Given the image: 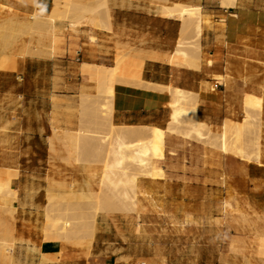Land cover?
<instances>
[{
    "label": "rangeland",
    "instance_id": "374dc122",
    "mask_svg": "<svg viewBox=\"0 0 264 264\" xmlns=\"http://www.w3.org/2000/svg\"><path fill=\"white\" fill-rule=\"evenodd\" d=\"M6 1L0 0V55H7L11 64H14L18 58L26 56L61 57L65 54L67 45H69V54L72 57L76 56L77 50L82 49L81 36L88 35L87 31L90 26L84 22L81 23L84 24L83 26L79 24L80 28L77 26L75 30L69 25L73 21L69 13L65 12L63 15V11L62 15L60 13H57V16L53 15L52 8L57 0H51L52 7L49 12L51 14L40 12L39 16H35L34 19L30 15L36 11L21 15L14 13L15 15L10 16V9L4 5ZM65 1L59 0L62 5ZM73 1L78 3L81 1V4L92 2L90 7L91 4L97 5L96 13L102 20L103 27L98 28L94 42L98 40V33L102 30H108L117 35L113 27L114 3L106 0L107 5L103 0L105 6L102 0ZM130 1L147 4L148 10L152 13L179 19L181 27H183V20L179 18L180 11L173 13L175 17H169L165 8L168 3L175 2V5H178L177 9L181 7L199 9L202 32L198 34L193 28L185 31L181 28L177 39L180 40L181 47L189 52V59L185 65L196 67L201 58L212 59L201 45L204 27L215 29L218 33L219 44L226 45L224 39L227 30V13H221L219 16L207 14L210 9L217 10L216 6L203 10L198 0ZM254 1L256 3L245 6L248 8L246 16L250 21L244 24L249 32L247 36L240 39L239 45L264 53V0ZM62 5L61 10H66V7ZM222 5L227 6L223 3ZM107 9L109 14H107ZM238 11L239 7L234 10L235 13ZM69 16L72 19H69ZM238 16L240 17L239 13ZM238 16L235 17L237 20L235 26L241 31L244 27L238 22ZM216 17L218 21H215ZM35 20H39L44 25V30L39 31L40 34L28 27V23ZM127 39L131 38L127 37ZM139 42L143 43L144 40L141 39ZM136 47L134 44L128 50H136ZM132 54L121 52V56H118L117 53L114 66L118 65L120 68L118 74L120 81L140 80L143 61L132 57ZM236 59L247 62L261 59L262 69H246L243 72L240 70L238 76L241 84L236 87L235 104L234 106L227 105L222 115L208 120L205 114L197 113L195 118L208 125L204 131L205 136L203 137L205 138L194 137L195 134L184 135L182 132L189 128L186 125L181 132H167L165 159L153 162L152 168L150 167L152 176L147 173L145 176V172L142 173L132 167L129 159L126 158L123 167L128 166L125 169L127 173L124 174L121 168L116 177L114 173V179L116 178L114 182H118V177L123 175L120 180L123 183L118 185V191L121 194L126 191L125 199L122 198L123 194L121 195L122 205L119 204L118 195L116 199L114 198V201L118 202L113 201V194L112 197L108 194L112 201H105L110 199L107 195L112 191L109 190L110 186L114 191L116 189L106 178L105 172L109 169L106 167L107 163H113L115 157L105 158L101 151L104 152V149L100 148L102 145L100 140L87 137L88 142L86 137L85 141L82 139L86 135L107 136L110 142L117 144L119 139L117 131L124 126L114 124L112 116L110 119L106 116V112H102L101 103L106 100L99 98L97 91L95 94L88 93L89 97L88 94L82 95L81 90L80 94L74 96V100L69 102L70 108L64 109L75 117L74 129L76 131L65 130L64 133H54V135L45 132L40 139L37 138V140H42V145L37 149L8 148V141L11 138L6 127L0 126V184L11 182L13 188H19L14 198L17 192L15 189V193H9L3 191L0 186L2 189L0 190V245L12 242V238H18L16 234L19 224L25 222L24 215L26 216V213L20 212V207H26L23 197L28 189L34 195V206L32 205L28 210L30 218L32 216L33 218L28 222L41 229L42 240H60L65 246L85 250V262L78 260L71 264H105L104 259L98 260L95 255L103 251L101 246H97L100 240H118V244L122 246L121 253L125 264H264V165L260 166L256 162L242 160L233 153H225L221 150L220 141H218L220 140L218 135L222 131L223 124L228 122L227 119H230L231 124L233 121L232 125L243 126L244 124L246 132L242 131L244 136L242 135L243 138L239 143L245 144L244 148L246 145L249 146L245 149L251 153L258 151L259 149L256 148L260 147V158L264 163V56L260 58L246 55L236 57ZM175 61L181 64L178 59H174L173 62L176 63ZM208 63L211 65L212 61ZM87 65L89 63L84 62L81 67L83 72L89 73L90 67ZM39 71L42 70L29 69L27 75L23 69L16 70L14 76L5 80V84L12 87L15 94H32L28 99H25L27 96H21L19 99L21 100L19 108L20 106L23 108V116H25L22 119L23 124L34 120V111L37 109V113L42 111V123L45 125L46 116L53 109L51 103L56 104L57 102L53 87L45 78L38 85H35L34 81L31 85L29 84V76H32L33 80L34 74ZM50 71L52 70L48 69L46 72L49 74ZM92 76L97 82V76ZM227 80L223 81L224 85L221 89H229ZM218 81L221 82L222 78ZM202 90L214 93L204 84ZM185 91L194 95L193 97L197 96L193 92ZM60 103L67 104L62 101ZM0 110H3L2 105H0ZM53 129L58 128L53 127ZM68 134L79 136L77 137V142H79L77 143L79 145H76L77 149L74 145L75 149L73 147L70 150L66 138ZM22 135L34 136L33 133H22ZM48 135L53 136L47 138ZM133 139L127 141H134ZM47 140H50V143H47ZM98 144H101L99 148ZM89 145L97 146L96 150H93L95 149L93 146H91L93 149H89ZM21 156L26 160L18 162ZM34 158H37V161ZM28 159L31 161L28 162ZM25 161L31 164L30 170L26 172L32 174L37 171L42 175L20 173V167ZM116 171L118 173V170ZM10 175L13 176L10 177ZM7 186L11 188L10 185ZM118 191L114 192V195L115 193L120 194ZM133 195H137L142 201L141 207H137L136 211L131 210V208L134 209L132 205L128 206L131 200L127 198ZM120 205L128 207H120ZM4 226L6 231H3ZM0 250V253L3 252L1 248ZM2 254H0V264H15L4 258L9 263L6 262ZM56 256H44L41 263L54 261Z\"/></svg>",
    "mask_w": 264,
    "mask_h": 264
},
{
    "label": "crops",
    "instance_id": "0c3cea01",
    "mask_svg": "<svg viewBox=\"0 0 264 264\" xmlns=\"http://www.w3.org/2000/svg\"><path fill=\"white\" fill-rule=\"evenodd\" d=\"M110 1L115 4L113 27L114 33L118 36L108 30H102L98 33L97 42H92L87 35H82L80 58L72 57L69 54V45L65 47V54L56 58L26 56L18 58L14 64H11L10 59L6 57L7 55H0V105L3 106V110H0V126L6 127L5 129L11 138L8 141V148L37 149L42 145V140H37V138L40 139L45 132L54 135V133H64L65 130L76 131L74 129L75 117L64 109L70 108L69 102L74 100V96L80 94L81 89L91 94L96 93V79L90 73L82 71L81 65L84 62L112 67L116 64L117 53L118 56H121V52H131L133 53L132 57L142 59L140 80L119 81L115 85L112 122L124 126H158L163 128L167 126L170 120L171 107L169 106L172 101V93L167 89L170 86L182 88L196 95L199 94L197 95L198 113L205 114L207 119L211 120L222 115L227 105L234 106L236 87L241 84L238 76L239 70L242 69L243 72L246 69H262L261 59L253 62L236 59V57L246 55L260 58L264 56L261 51L246 49L239 45L240 39L247 36L249 32L245 28L246 24H244L246 21H250L246 16L248 8L245 6L256 3L254 0H236V6L229 7L223 6L221 0H198L203 10L213 8L212 6L218 8L217 10H208L207 14L209 15L219 16L221 13H227V30L224 39L225 45L219 44L218 33L215 29L204 27L201 45L212 59L201 58L196 67L171 61L176 41L180 35L181 21L179 19L152 13L145 3L129 2V0ZM4 5L10 9V16L34 11L49 13L52 7L51 0H7ZM237 7H239L240 17L238 13L234 12ZM236 15L239 19L238 22L242 23L244 27L241 31L237 30L238 28L235 26ZM215 21H218L217 17ZM127 37L131 39H127ZM141 39L144 40L143 43L139 42ZM134 44L137 46L136 50H128ZM135 52L139 54L135 55ZM157 56H160L159 59ZM209 61H212L211 65H209ZM34 68L42 71L35 73L33 80L32 76H29V84L31 85L34 81V84L38 85L45 78L52 85L54 95L57 97L56 104L51 103L53 109L46 116L45 125L42 123V111L37 113V106L34 111V120H29L30 123H22L25 116H23V108L21 106L19 108L21 101L19 99L21 96H27L25 99H28L32 94L17 95L13 92L12 87L5 84V80L14 76L16 70L23 69L28 75V70ZM48 69L52 70L49 74L46 72ZM225 75L232 76L225 77ZM229 77L230 79L227 80L229 89H221L224 85L223 81ZM220 78H222L221 82L218 81ZM206 81L215 84L216 91L214 93H207L202 90L203 83ZM61 101L67 102V104H61ZM16 106L17 108L13 109ZM53 127L58 129L54 130ZM22 133H33L34 136L26 137ZM14 134L18 135L15 136ZM53 135H48L47 138ZM47 143H50V140H47ZM24 160L26 158H22V156L18 158V162ZM34 160L37 161V158ZM13 161L15 162V159ZM29 161L31 160L28 159ZM28 162L25 161L20 167V173H26V175L41 174L37 171L32 174L26 172V170H30L31 164ZM26 179L30 178L26 177ZM31 207L32 205H27L25 208L20 207V212L26 213V216L24 215L25 222L19 224L16 234L21 238L19 244L24 242L22 244L24 245L21 254L22 260L32 261L33 264H71L78 260L85 262V250L65 246L60 240H42L41 229L28 222L29 219L33 218V216L30 218L28 211ZM3 231H5V226ZM97 246L103 248L101 253L95 254L98 260L104 259L105 264H125L121 253L122 246L118 244V240H100ZM53 255H57L54 261L41 263L43 256L52 257Z\"/></svg>",
    "mask_w": 264,
    "mask_h": 264
},
{
    "label": "bare ground",
    "instance_id": "6f19581e",
    "mask_svg": "<svg viewBox=\"0 0 264 264\" xmlns=\"http://www.w3.org/2000/svg\"><path fill=\"white\" fill-rule=\"evenodd\" d=\"M235 1L236 0H223L222 3L226 4L229 7V6H234L235 5ZM102 2H103V0H102ZM105 2H106V4L108 3L106 0H105ZM105 2H103L102 4H105ZM88 3H86V4H88V6H87L86 4H81V1L78 3V2H75L73 0H66L65 4L62 5V3H60L59 0H57L55 2V4H54V7L52 8V12L51 13L53 15L55 14L56 16H57V13H60L62 15L63 11H64L63 15H64L65 12L69 13V15H71L73 17V21L69 25H71V27L74 28V29L77 26H79V24H81V23L85 22L86 24H88L90 27H89V29L87 31L88 32L87 36L89 37L90 41L94 42L96 40V38H97V30H98V28H102L103 27V22H102L101 19H99L98 15H97L98 13H96L97 9H98L97 5H92L91 4V7H90V3H92V2H88ZM106 4H105V6H106ZM61 5L63 7L65 6L66 10H61ZM92 6H95V7H92ZM6 8H8V7H6ZM6 8H4V9H6ZM165 8L168 11L167 13H168L169 17H175V14H173V13L175 11H177V10L180 11V14H179L180 17L179 18H181L183 20L182 21L183 22V27H181L183 31H185L186 29H189V28H193V30H195L198 34H200L202 32V24H201V20H200V17H199V9L198 8L181 7L180 9H177L178 5H175V2L168 3V5ZM62 9H65V8H62ZM106 11H108L107 14H109V10L107 9ZM51 13H49V14H51ZM39 14H40V12L36 11L34 14H31L30 17L32 19H34L35 16H39ZM60 14H58V15H60ZM60 16H58V17H60ZM71 16H69V19H72ZM69 23H70V21H69ZM28 27H30L32 29H35L38 32L39 31L41 32L42 29L44 30V25H42L39 20H35V21H32V22H29L28 23ZM79 28H80V26H79ZM104 28H107V27H104ZM109 30H111V28ZM40 32H39V34H40ZM41 44H43V43H41ZM180 44H181L180 40H177L176 41V45H175V49H174V51L172 53V56H171V58H172L171 61L173 62L174 59H178L181 64L185 65L188 62V59H189V52L187 50L183 49ZM18 45L20 46V44H18ZM35 49H37V48H35ZM38 50H39V48H38ZM161 54H162V52H161ZM157 57L159 59L160 56H157ZM168 59L170 60V58H168ZM87 66L90 67V72L89 73L91 75H96L97 78H98L97 82H96V91L98 92V97L99 98H104L106 100L105 102L103 101L104 103H101V110H102V112H106V116L111 119V116L113 115V98H114V94H115V85H116L117 82L120 81L119 78H118V74L120 72V68L118 67V65H116L114 67H106V66H103L101 64H99V65L89 64ZM225 74H228V73H225ZM226 76H232V75H225V77ZM227 79L229 80L230 77L227 78ZM203 84L207 88H210L211 89L210 91H214V92L216 91V86H215V84L213 82H207L206 81ZM140 87H142V86H140ZM151 87H152V85H151ZM160 87L161 86H159V88ZM146 88H148V87H146ZM157 88H158V86H157ZM162 89H160V91H162ZM167 89L172 93V95H171L172 96V98H171L172 101L170 102V106H169V107H171L170 120H169V122H168L166 127L162 128V127H158V126H138V127L137 126H122L117 131L118 138H119L117 144L113 143L112 141L110 142L109 139L107 138V136L99 137V135H98L97 137H94L96 135H94V136L93 135H91V136L90 135H88V136L86 135V136L82 137L83 140H84L85 137L86 138L89 137V138L95 139V140L98 139L97 141L100 140V143L102 145L98 144L99 145L98 148L101 145L100 148L104 149V152H103V150H101V151L105 155V158L106 159H111V157H113V156L115 157V160H114L113 163H111V162L107 163L106 167H108L109 169L107 168L108 170H105V172H106V178L108 180H110L111 184H113L117 190L115 189V191H114V189H112L111 186H110L109 190L111 189L112 191H110L111 193H107V195L110 194L111 197H112V194H113V196H114L113 197V201H114V198L116 199V196L118 195L117 199L119 200V204H121V205H122V200H123V199H121V195L122 194L124 195V193H126V191L125 192L121 191L122 192V194H121L118 191V187L123 183V182L122 183L120 182V180L122 179L121 177H123V175L121 177H118L119 178L118 182L117 181L114 182L116 180V178L114 179V173H116L115 174V177H116V175L119 174V171H120L119 168L124 170L123 171L124 174L127 173L125 171V169H127L128 166L126 168L123 167L124 162L126 161L125 160L126 158L129 159L130 164H131L132 167L138 169L142 173L145 172V176H147V175L152 176L151 175L152 172H150V171H152V169H151L152 166L151 165L153 164V162L155 160H164L165 159L164 150H165V146H166V134H167V132H169V133L181 132V129L183 127H185V125H186L187 128H188V126H189V128L186 131L182 132L184 135L191 136V135L195 134L194 137H196V136L197 137L205 136L204 131H205V129L208 126L207 123L195 118L197 113H198V107H199L197 99H196L197 96L193 97L194 95L192 96L191 93H188L184 89L178 88V87H171L170 86ZM81 90H82V95H87L88 94V92H86L85 90H83V89H81ZM197 95H199V94H197ZM88 96H89V94H88ZM227 120H228V122H225L223 124V127L221 128L222 131L218 135L219 138H220V140L218 139V141H220L221 150H223L225 153H233V154L239 156L242 160H248L250 162L253 161V162H256L260 166L264 165V163L262 162V158H260V155H261L260 151H259L260 147L257 146L258 148H256V149H259V150L258 151L256 150L255 152L251 153V152H248L245 149L246 147L248 148L249 146L246 145V147L244 148L243 145H245V144H242V145L240 144L241 143L240 139L243 138V136H244L243 133H242V131H245L244 124H243V126L241 124H240L241 126L232 125L233 121H232V124H231L230 123V119H227ZM236 123H238V122H236ZM254 128L256 129V127H254ZM231 133H232V135H230ZM76 135L77 134H75L74 136L68 134V136L66 137L67 138V145L69 146L70 150H72L74 145H75V147L77 149L76 145H79V144H77V143H79V142H77V140H78L77 137H79V136L76 137ZM79 135H80V133H79ZM82 135H84V134H82ZM131 138H134L133 139L134 141H130V140L127 141L128 139H131ZM203 138H205V137H203ZM252 138H254V137H252ZM199 139H201V138H199ZM88 142H89V139H88ZM250 142L252 143V141H250ZM214 143H215V141H214ZM257 143H259V142H257ZM95 144H96V141H95ZM253 145H254V143H253ZM91 146L94 147V145H91ZM91 146L89 147V149H93ZM75 147H74V149H75ZM96 147L97 146H95L94 147L95 149H93V150H96ZM99 152H100V150H99ZM106 159H104V161ZM116 170H118V173H117ZM107 171H109L110 174ZM121 172H122V170H121ZM123 173H121V174H123ZM146 173H147V175H146ZM112 174H113V176H112ZM16 175H18V174H16ZM12 176L10 175V177H12ZM111 177H113V178H111ZM102 179H104V178H102ZM108 182H106V183H108ZM8 183L9 182H6V183H4V185L0 184V186L3 188V191H7L9 193H15L14 191L15 190L17 191V189H19L18 187H17V189L15 187L13 188L12 185H11V182H10V184H8ZM6 184L10 185L11 188L9 186H7ZM114 186H113V188H114ZM1 187H0V190H2ZM116 191H118V193H120V194H116L115 193V195H114V192H116ZM17 193H18V191L14 194L15 195L14 198H16ZM110 195H108L109 198H110ZM123 195H122V198H124L126 194L124 196ZM127 195L130 196V194H128V193H127ZM33 197H34V195H32V193L27 189L25 194H24V197H23L24 205H26V206L27 205H29V206L33 205ZM108 197H106V198H108ZM127 199L131 200V204H129L128 206L130 207L132 205V207H134V209L131 208V210L136 211L137 207H141V202L142 201L140 200V198L137 195H133V196H131V198H127ZM102 200L104 201V199H102ZM107 200L112 201L111 198L110 199H106L105 201H107ZM114 202H118V201H114ZM127 202H130V201L127 200ZM109 203H111V202H109ZM109 203H107V205H109ZM103 205L104 204H102V206ZM121 205H120V207H125V208L128 207L127 205L126 206H121ZM123 205H124V203H123ZM113 207H115V206H113ZM125 208H123V209H125ZM126 210H128V208ZM91 211H92V209H91ZM114 211H116V210H114ZM138 216H139V213H138ZM13 218H14V216H13ZM56 223H58V222H56ZM11 240H13V241L10 242V243H3L2 245H0L1 246L0 248L3 251V252H1V253H3L2 254L3 259L5 258L10 263H15V264H32V261H23L22 258H21V254H22L23 249H24V245H22L24 242H22V244H19L21 238L20 237L12 238ZM25 259H26V257H25ZM8 261H6V262H8Z\"/></svg>",
    "mask_w": 264,
    "mask_h": 264
},
{
    "label": "built area",
    "instance_id": "2783aa9c",
    "mask_svg": "<svg viewBox=\"0 0 264 264\" xmlns=\"http://www.w3.org/2000/svg\"><path fill=\"white\" fill-rule=\"evenodd\" d=\"M81 53H82V50H81V49H80V50H77V52H76V57H77V58H80Z\"/></svg>",
    "mask_w": 264,
    "mask_h": 264
}]
</instances>
